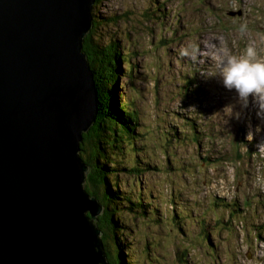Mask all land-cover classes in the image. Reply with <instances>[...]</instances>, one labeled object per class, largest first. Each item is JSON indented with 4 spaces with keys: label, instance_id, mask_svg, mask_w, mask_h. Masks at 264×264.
Masks as SVG:
<instances>
[{
    "label": "rangeland",
    "instance_id": "374dc122",
    "mask_svg": "<svg viewBox=\"0 0 264 264\" xmlns=\"http://www.w3.org/2000/svg\"><path fill=\"white\" fill-rule=\"evenodd\" d=\"M93 6L92 13L112 19L96 31L117 42L133 66L127 74V63H120L116 102L126 101L136 111V131L144 132L138 143L158 131L177 139L173 166L161 145L146 146L150 157L142 162L148 171L118 168L117 190L131 199L143 189L155 203L144 199L142 204L156 209L159 218L180 213L196 223L181 217L182 228L176 231L170 224L148 223L143 205L138 213L117 209L122 249L117 254L109 237L107 260L114 257L119 264L125 255L136 264H264V151H257L256 138L244 139L247 124L258 121L251 112L240 121L229 119L223 108L233 93L216 79L220 61L242 54L249 44L264 60V0H99ZM190 46L194 54H179ZM180 163L189 170L177 167ZM170 197L174 204L162 203ZM233 207L240 215L230 219ZM205 210L207 216L198 219ZM201 220L210 248L194 240ZM211 227L220 230L213 234Z\"/></svg>",
    "mask_w": 264,
    "mask_h": 264
},
{
    "label": "water",
    "instance_id": "95a60500",
    "mask_svg": "<svg viewBox=\"0 0 264 264\" xmlns=\"http://www.w3.org/2000/svg\"><path fill=\"white\" fill-rule=\"evenodd\" d=\"M96 0H0V264H111L85 190Z\"/></svg>",
    "mask_w": 264,
    "mask_h": 264
},
{
    "label": "trees",
    "instance_id": "16d2710c",
    "mask_svg": "<svg viewBox=\"0 0 264 264\" xmlns=\"http://www.w3.org/2000/svg\"><path fill=\"white\" fill-rule=\"evenodd\" d=\"M98 1L99 0H96L95 3ZM154 12H158V8H156ZM92 15L93 28L84 38L82 51L87 57L90 70L94 76V82L99 96V107L98 118L95 125L87 134L83 135V141L80 145V157L89 167V173L85 182V190L91 197L99 199L101 204L104 206V212L99 218L98 227L102 232L101 239L104 252L105 254L107 253L106 259L107 257L110 259L106 243L109 240V237L113 239L117 247V254H119L122 249V245L120 244L117 236L119 232V230H117L119 224L117 216H120V212H117V209L126 208L132 212L135 211L138 213V210H140L143 205L147 208L142 209H147L146 212L149 213L146 218L148 223L155 227H164L166 224H170V226L174 227L176 231H179V229L182 228L181 217L187 218L188 220H190V218L184 214V216L180 215V213L171 215L169 213V215H165L164 218H159L158 211L156 209L150 207L149 205L142 204L144 199L152 202V204L155 203L151 196L150 199L146 198L143 189L135 192L136 195H130L131 199H136L134 202L122 193L123 190H117L118 179L116 175L118 168L121 167L122 170L126 172L128 171L132 174H140L148 171V164L142 162L145 156L150 157L148 152H146V146H151L152 144L155 146L161 145V148L168 154V156L164 159L166 160L167 158H170L173 166L175 161H173L174 158L172 153L174 146H172V144L177 139H175V135H172L171 132L168 133L158 131L154 133L150 132L152 138H146L145 140L147 141H145V143H138L139 139H142L140 136L144 134V132L141 130L136 131L139 120L136 111L133 108L131 109L126 101L122 104L120 102H116L117 78L118 75L123 72L120 67V63L123 62V65L124 63H127V74L133 71V66H130L129 60L127 61L124 59V55L119 51L120 47L117 42L110 40V37L107 38L100 36L96 31L100 25L108 24L112 19H102L94 13H92ZM95 33L97 36H95ZM107 39L108 42L104 43ZM123 154L124 162L121 163V155ZM177 165V167H180L184 172L189 170L188 168H183V164L181 163ZM170 167L171 164L167 165V168ZM174 170L175 169H173V171ZM135 188L136 187H133V189ZM162 203L172 205L174 204V199L171 198L168 201L165 199ZM133 206H135L136 209L133 210L131 208ZM222 206L223 205L219 204L214 205L215 208H221ZM248 207L249 206L247 204V208ZM257 207L261 208V204L259 202L257 203ZM231 213L232 214L229 216L230 219L235 217L237 218V213L234 211ZM140 214L143 213L140 212ZM238 215L240 214L238 213ZM204 216H207L206 210L201 217L197 218L201 219ZM160 219L162 221H159ZM190 224L196 225V223L191 220ZM197 226L199 228L200 235H198V238L196 237V239H194L198 240L195 241V243H200L205 246L208 242L205 233V230L207 229L205 222L201 220ZM210 230L211 233L215 234V232H218L220 228L211 227ZM206 247L210 248L211 245L208 243ZM212 250L214 251V249ZM181 256L184 257L183 254H181ZM126 257L129 256H120L118 263L136 264L133 260L131 263L127 262L128 259L125 260ZM108 262L111 264H117V262H114V257Z\"/></svg>",
    "mask_w": 264,
    "mask_h": 264
},
{
    "label": "clouds",
    "instance_id": "9594fccd",
    "mask_svg": "<svg viewBox=\"0 0 264 264\" xmlns=\"http://www.w3.org/2000/svg\"><path fill=\"white\" fill-rule=\"evenodd\" d=\"M195 53V48H181V56H189ZM257 51L249 44L240 55H228L223 58L216 72V79L223 88L233 93L232 102L223 110L227 111V117L240 121L245 114H254L258 123L253 126L247 124L244 139L248 142L256 138L257 151H264V60L257 59ZM193 109V108H192Z\"/></svg>",
    "mask_w": 264,
    "mask_h": 264
},
{
    "label": "bare ground",
    "instance_id": "6f19581e",
    "mask_svg": "<svg viewBox=\"0 0 264 264\" xmlns=\"http://www.w3.org/2000/svg\"><path fill=\"white\" fill-rule=\"evenodd\" d=\"M92 74H93V73H92ZM93 80H94V76H93ZM94 84H95V82H94ZM95 87H96V85H95ZM232 211H234V212L237 213V215H238V211L235 210L234 207L232 208ZM234 215H236V214H234ZM200 217H201V216H200Z\"/></svg>",
    "mask_w": 264,
    "mask_h": 264
}]
</instances>
